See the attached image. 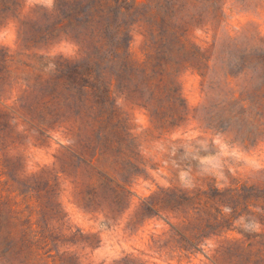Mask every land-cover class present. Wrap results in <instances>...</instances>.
Wrapping results in <instances>:
<instances>
[{
    "label": "rangeland",
    "instance_id": "rangeland-1",
    "mask_svg": "<svg viewBox=\"0 0 264 264\" xmlns=\"http://www.w3.org/2000/svg\"><path fill=\"white\" fill-rule=\"evenodd\" d=\"M173 31L163 81L109 85ZM54 255L264 264V0H0V264Z\"/></svg>",
    "mask_w": 264,
    "mask_h": 264
},
{
    "label": "trees",
    "instance_id": "trees-1",
    "mask_svg": "<svg viewBox=\"0 0 264 264\" xmlns=\"http://www.w3.org/2000/svg\"><path fill=\"white\" fill-rule=\"evenodd\" d=\"M118 1L119 0H117V2ZM124 6L125 5L119 6V8L122 9ZM163 24H165L164 21H163ZM108 27H110V24H108ZM166 27L168 28L169 26L166 25ZM115 32H116L115 34L117 36L116 40L118 41L119 35L121 33L120 28L115 27ZM172 33H173V37L175 38V42L172 40H169V38H168L169 35L166 37L163 33L162 34L159 33V34L155 35L162 40L161 41L162 44H160L158 46L156 45L154 47L156 55H153V53H152V55H151V53L147 54V52H146V55L144 56V58L142 60H139L136 58L134 59L132 57V54L128 51L129 44L131 42L130 40L127 41L125 49H123L120 46V44H117L113 50V53L109 52L107 55V58L105 56H103V58H102L103 60H106L107 62H109V61L114 62L115 60H117L115 62L117 63V65H119L118 72H120V73L114 74V75L111 74L110 80H109V85H111L113 81L116 82L117 80L121 79V78H119L122 75L121 72L122 73L127 72L128 73V79H130L132 77V75L134 74V71L141 72V75L143 76V78H145L146 83L149 85L154 84V82L156 84H158L161 81H163L164 74L169 70H171V71L174 70V68L176 66V62L167 57L169 55V53H171L173 51L175 43L177 42L179 44L180 48H185L186 44H187V41L185 38H183L182 34H178L175 31H173ZM121 52H123V53L121 54ZM138 68H141V71ZM85 87L90 88L87 85ZM90 89H93L95 92L97 88H96V86H91ZM110 92H111V89L108 88L107 94H110ZM92 102L94 104H97L96 101H94V100ZM94 104H92L91 109L95 108ZM103 118H104L103 114H100V115L95 114L93 117L94 125H95V123H97L98 127L100 128L101 122H103ZM102 126H103V123H102ZM33 238H34V242L36 244L41 245V246L37 247L36 255H38L39 258L45 257V253L48 250L43 251V252H39V250L45 248L49 244V242H50L49 236L45 233L44 230L38 229L35 231ZM186 240H188L190 243H192L191 239L186 238ZM48 257L49 256L45 257L46 262L48 261ZM57 262H58L57 256L56 255L52 256L51 264H57ZM46 264H48V263H46Z\"/></svg>",
    "mask_w": 264,
    "mask_h": 264
}]
</instances>
